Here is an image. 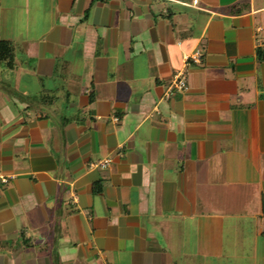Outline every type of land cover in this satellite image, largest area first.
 I'll list each match as a JSON object with an SVG mask.
<instances>
[{"label": "crops", "instance_id": "0c3cea01", "mask_svg": "<svg viewBox=\"0 0 264 264\" xmlns=\"http://www.w3.org/2000/svg\"><path fill=\"white\" fill-rule=\"evenodd\" d=\"M0 264H264V0H0Z\"/></svg>", "mask_w": 264, "mask_h": 264}, {"label": "built area", "instance_id": "2783aa9c", "mask_svg": "<svg viewBox=\"0 0 264 264\" xmlns=\"http://www.w3.org/2000/svg\"><path fill=\"white\" fill-rule=\"evenodd\" d=\"M201 53L200 51L196 50L193 51L190 54L184 55V61L185 62H193V63H199L200 62ZM186 88V74L185 70H180L174 75V78L170 85L168 86V89L165 93V99L169 98L170 95L174 92H180L183 91ZM111 162L110 158H106L104 160H101L97 163H92V166H99L100 168H104L108 166Z\"/></svg>", "mask_w": 264, "mask_h": 264}]
</instances>
